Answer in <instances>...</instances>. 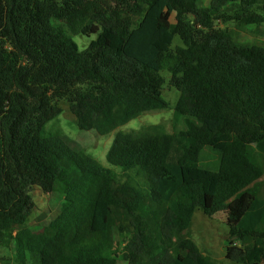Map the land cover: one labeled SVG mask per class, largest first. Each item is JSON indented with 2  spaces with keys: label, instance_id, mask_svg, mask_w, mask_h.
<instances>
[{
  "label": "trees",
  "instance_id": "trees-1",
  "mask_svg": "<svg viewBox=\"0 0 264 264\" xmlns=\"http://www.w3.org/2000/svg\"><path fill=\"white\" fill-rule=\"evenodd\" d=\"M198 3L0 0V240L15 264H116L125 223L126 264H215L187 235L197 210L225 216L239 241L227 259L264 264V47L213 24L264 23V0ZM52 19L96 36L81 50ZM162 71L184 129L116 131L109 167L45 135L60 101L100 136L168 108ZM204 147L220 155L216 170L200 166ZM34 187L61 200L38 231L26 226Z\"/></svg>",
  "mask_w": 264,
  "mask_h": 264
},
{
  "label": "rangeland",
  "instance_id": "rangeland-1",
  "mask_svg": "<svg viewBox=\"0 0 264 264\" xmlns=\"http://www.w3.org/2000/svg\"><path fill=\"white\" fill-rule=\"evenodd\" d=\"M210 0H199V6L209 4ZM238 1V0H237ZM261 1V0H260ZM228 16L232 13L227 12ZM174 13L170 15V22L174 23ZM192 16H188L191 19ZM54 26H59L65 30L77 44L79 49H84L89 42L95 38V34L83 35L72 34L69 29L58 20H51ZM214 28H222L230 31L232 36L241 43L255 44L264 47V23L261 24H242L235 19H216ZM181 44L178 36H175L171 48L174 49ZM165 77L163 85V97L168 102V108L161 110H152L142 113L136 118L131 119L125 125L117 128L115 131L100 136L94 130H80L75 122L74 116L69 111V104L66 101H60L61 113L45 125L46 136L61 137L72 149L89 154L98 160L104 166L109 167L106 161V153L112 141L114 133L118 130L124 132L152 131L156 127L158 130L173 133L185 128L184 121H175L173 117V106L178 98L177 89L168 85V73L162 71ZM220 155L214 152L210 147H204L200 156V166L203 168L216 170L219 165ZM117 173L119 170L115 169ZM140 179V177H137ZM35 207L28 217L26 226L34 231L41 230L48 225L59 213L60 197L57 194H48L34 187L30 192ZM260 194L264 197V176L262 179ZM225 216L222 213H216L212 216L203 214L197 210L193 214L191 225L188 229V236L194 241L201 253L211 259L215 264H243L226 258V250L235 249L239 241L228 235V227L224 222ZM125 233L116 234L118 242L119 256L116 258V264H126L121 258L120 250L123 243V235L128 236L133 231V226L125 223ZM130 231V232H129ZM132 234V233H131ZM14 243L0 240V264H15Z\"/></svg>",
  "mask_w": 264,
  "mask_h": 264
}]
</instances>
